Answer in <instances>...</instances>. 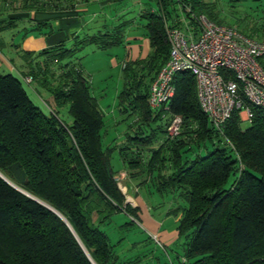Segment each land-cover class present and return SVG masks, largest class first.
<instances>
[{
  "label": "trees",
  "instance_id": "16d2710c",
  "mask_svg": "<svg viewBox=\"0 0 264 264\" xmlns=\"http://www.w3.org/2000/svg\"><path fill=\"white\" fill-rule=\"evenodd\" d=\"M73 1L2 0L11 10L68 9ZM158 3L140 15L150 52L122 68L118 107L133 120L119 146L105 144L104 116L73 59L88 44L104 50L123 43L124 24L75 38L69 47L23 53L20 74L45 88L57 107L68 104L70 124L46 101L44 113L19 77L0 71V264H138L140 257L121 258L99 227L115 211L130 216L125 225L138 218V206L125 201L117 184L110 161L116 149L129 174L156 172L159 191L179 192L178 264H264V107L246 102L249 125L242 128L235 109L219 132L199 106L190 72L176 75L168 109L150 107V83L169 52L164 19L174 22L181 3L224 23L215 1ZM174 114L183 125L169 138Z\"/></svg>",
  "mask_w": 264,
  "mask_h": 264
},
{
  "label": "rangeland",
  "instance_id": "374dc122",
  "mask_svg": "<svg viewBox=\"0 0 264 264\" xmlns=\"http://www.w3.org/2000/svg\"><path fill=\"white\" fill-rule=\"evenodd\" d=\"M140 1L114 0L115 5L99 10L100 22L95 23L94 26L100 28V25L105 23L106 26H112L123 22L124 19L133 18L137 15ZM209 1H215V10L224 24L234 26L246 34L264 40V0ZM113 15H115L114 20L110 22ZM128 25L129 23L126 27ZM254 30L257 32L254 33ZM125 33L124 31V36ZM70 45L71 43L66 44L67 47ZM127 53L123 44L104 50L93 44H88L79 48L73 59L77 65L82 67L83 74L91 85V93L96 98L104 116L103 137L105 144L119 146L124 142L128 124L133 120L131 117L127 118L125 113L120 112L118 107V94L122 89L123 82L121 62L126 59ZM128 58L131 60V55ZM52 69L56 70V65ZM14 75L21 79L32 102L44 113L49 114L50 112L46 101L49 102L52 109L57 111L58 117L62 121L66 124L72 122V117L68 112V104L57 107L51 94L45 88L38 86L35 81L26 83L17 71ZM243 116L246 117L247 121L242 122L241 126L246 128L249 125V117L245 112ZM241 120L243 121L242 117ZM161 137L162 134L160 133L159 138ZM229 144L233 145L232 143ZM110 161L113 170L118 172L116 174L117 184L125 194V201L132 206H138V218L132 217L134 224L125 225V222H129L130 216L123 211H115L108 222L99 225L100 229L108 234L110 244H115V251L123 259H131L137 256L141 258L138 264H167L168 262L178 264L177 256L181 257L183 250L177 230L179 213L173 209L178 204H183L179 199V192L159 191L156 187V172L151 175L141 171L129 174L121 162L117 149L112 151ZM122 170L124 173H120ZM132 197L135 198L136 203ZM153 228L159 229L160 235L154 234L151 231ZM143 230L151 234L148 242L144 240V237H141V234L144 233ZM154 236L159 239V242ZM135 240L140 242L137 247H134Z\"/></svg>",
  "mask_w": 264,
  "mask_h": 264
},
{
  "label": "built area",
  "instance_id": "2783aa9c",
  "mask_svg": "<svg viewBox=\"0 0 264 264\" xmlns=\"http://www.w3.org/2000/svg\"><path fill=\"white\" fill-rule=\"evenodd\" d=\"M177 6L175 21L164 19L169 52L150 83L148 104L153 109H168L175 95L176 75L190 72L201 110L222 132L235 109L250 117L246 102L264 107V68L260 62L264 58V40L196 13L189 5ZM24 79L26 83L32 80L28 76ZM182 125V116L172 115L167 136L179 135Z\"/></svg>",
  "mask_w": 264,
  "mask_h": 264
},
{
  "label": "crops",
  "instance_id": "0c3cea01",
  "mask_svg": "<svg viewBox=\"0 0 264 264\" xmlns=\"http://www.w3.org/2000/svg\"><path fill=\"white\" fill-rule=\"evenodd\" d=\"M113 1L75 0L73 1L74 7L68 9L11 10L0 0V71L12 74L15 71L21 73L24 52H37L59 44H72L75 38L79 40L87 35L98 33V31H109L119 24H124L122 35L124 31L126 33L125 36H122L123 43L121 44L128 52L126 59L121 62L122 68L129 60L130 55L131 60L145 58L146 54L150 52V44L145 34L144 21L140 15L149 8H159V0H141L137 15L131 19H124L123 22L112 26H106V23L100 25V28L94 26L95 23L100 22L99 10L115 5ZM124 11L126 10L124 9ZM113 17L115 15L111 16L110 22L114 20ZM128 23L129 25L126 27ZM240 113H242L240 116L243 122H246V117L243 116L244 112ZM121 162L123 163L122 158ZM120 173H124V171L122 170ZM132 198L135 201V198ZM151 231L160 235L157 228H153ZM141 237H144V240L146 238L148 242L151 234L144 231ZM139 243L138 240H135L134 247H137Z\"/></svg>",
  "mask_w": 264,
  "mask_h": 264
},
{
  "label": "water",
  "instance_id": "95a60500",
  "mask_svg": "<svg viewBox=\"0 0 264 264\" xmlns=\"http://www.w3.org/2000/svg\"><path fill=\"white\" fill-rule=\"evenodd\" d=\"M38 201H40V200H38ZM41 202V201H40ZM41 203H43V202H41ZM44 205H46L47 207H49L51 210H53L54 212H56V213H58L54 208H52L51 206H49L48 204H45V203H43ZM59 214V213H58ZM60 215V214H59ZM62 218H64L62 215H60ZM92 260V259H91ZM93 262V261H92ZM94 263V262H93ZM95 264V263H94Z\"/></svg>",
  "mask_w": 264,
  "mask_h": 264
}]
</instances>
